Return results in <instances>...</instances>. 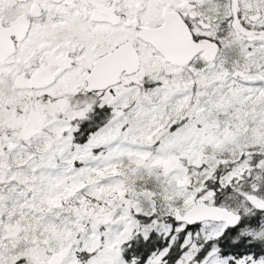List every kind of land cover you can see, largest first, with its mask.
Returning a JSON list of instances; mask_svg holds the SVG:
<instances>
[{
	"label": "snow or ice",
	"instance_id": "obj_1",
	"mask_svg": "<svg viewBox=\"0 0 264 264\" xmlns=\"http://www.w3.org/2000/svg\"><path fill=\"white\" fill-rule=\"evenodd\" d=\"M0 264H264V0H0Z\"/></svg>",
	"mask_w": 264,
	"mask_h": 264
}]
</instances>
